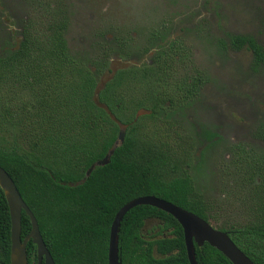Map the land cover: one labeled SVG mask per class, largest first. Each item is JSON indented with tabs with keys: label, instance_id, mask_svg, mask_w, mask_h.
Instances as JSON below:
<instances>
[{
	"label": "trees",
	"instance_id": "obj_1",
	"mask_svg": "<svg viewBox=\"0 0 264 264\" xmlns=\"http://www.w3.org/2000/svg\"><path fill=\"white\" fill-rule=\"evenodd\" d=\"M65 30L51 18L44 34L24 28L19 44H0V167L35 217L54 264H107L114 216L139 197L154 196L209 222L190 176L192 154L181 158L172 121L197 86L211 83L206 73L194 68L197 78H176L180 67H190L180 42L161 46L147 63L112 71L107 55L100 65L73 55ZM214 41L249 53L254 67L264 65V45L250 35L224 32ZM9 81L31 92V101L13 98ZM260 199L254 221L218 229L254 264H264V186ZM148 220L157 221L151 231L158 239H144ZM10 229L0 188V264H10ZM30 230L22 213L21 239ZM118 247L122 264H189L181 226L151 206L124 215ZM26 252L37 263L31 241ZM195 257L197 264H231L206 243L195 245Z\"/></svg>",
	"mask_w": 264,
	"mask_h": 264
},
{
	"label": "rangeland",
	"instance_id": "obj_2",
	"mask_svg": "<svg viewBox=\"0 0 264 264\" xmlns=\"http://www.w3.org/2000/svg\"><path fill=\"white\" fill-rule=\"evenodd\" d=\"M51 7L66 18L69 7L66 40L74 53L96 55L106 38L121 40L118 45L132 60L115 59L113 69L138 62L152 34L171 30L183 40L193 66L214 84L174 119L178 152L194 157L190 176L214 228L254 221L264 186V65L254 67L249 53L221 49L214 38L224 32L250 35L264 45V0H0V44L10 21L19 27L25 21L36 34L47 32ZM6 88L18 101H31L21 85L9 81ZM198 125L219 139L197 137ZM156 225L146 221L143 235L154 234Z\"/></svg>",
	"mask_w": 264,
	"mask_h": 264
},
{
	"label": "water",
	"instance_id": "obj_3",
	"mask_svg": "<svg viewBox=\"0 0 264 264\" xmlns=\"http://www.w3.org/2000/svg\"><path fill=\"white\" fill-rule=\"evenodd\" d=\"M122 139L123 132L121 131L118 141H122ZM107 158L97 165L106 164ZM0 188L4 192L10 214V264H27L26 246L29 241L36 247L37 264H42V262L43 264H54L43 242L35 217L21 198L13 180L2 167H0ZM137 206L154 207L171 215L179 223L183 231L184 246L189 264H197L195 245L202 247L205 243L220 252L231 264H254L233 243L226 232L217 230L197 215L154 196L133 199L115 214L108 236L107 264H122L118 247L120 223L124 215ZM22 213L26 214L31 223V230L23 239H21Z\"/></svg>",
	"mask_w": 264,
	"mask_h": 264
},
{
	"label": "flooded vegetation",
	"instance_id": "obj_4",
	"mask_svg": "<svg viewBox=\"0 0 264 264\" xmlns=\"http://www.w3.org/2000/svg\"><path fill=\"white\" fill-rule=\"evenodd\" d=\"M58 10H59L58 7H51L49 9V12H50V15H51L50 17L53 18V21H57L58 23H61V22H64L65 23L66 30H65V33H64V38H65V41H66V43L68 45V42L66 40V35H67L68 29H69V25H70V16H71L70 9H69V7H66V11H67L68 18H66V15L63 12L58 11ZM3 13L6 16L7 11L6 10H3ZM7 16H9V15H7ZM65 18H66V22H65ZM25 24H26L25 21H22L21 22V27H19L18 21H15V22H11L10 21L8 25L6 24V27H5V29H6V36L4 38V42L5 43L6 42H11L14 45L15 44H19L23 40L24 28L28 25L27 24L25 26ZM47 28H49V25H48ZM161 38H165L166 41L165 42H162L160 40ZM105 42H106L105 43V46L102 48V50L100 51V53L99 54L97 53L96 55L74 53L73 51L70 50L69 45H68V48H69L70 52L73 55H79V56H82V57L83 56H87L90 61H93L95 63H98L99 65L103 63V60L105 58V55H107L106 57H108L109 64H110L109 65V68L112 71H115V70H118V69H123V68H126V67H131V66H139L142 63H147V62H149L152 59V57L156 54V52L160 49L161 46L168 47V45H170L172 42H180L182 45H185V47L187 48L186 44L183 42V40L181 38L171 36V30H169L168 34H167L166 31L161 32V33H155V34H152L151 41L146 46V48H144V50H143V56L141 57L140 60L138 59L139 60L138 62L129 64L127 66H123V67H119V68L113 69V67H112V61L113 60L116 59L118 61L124 62V61L132 60V57L130 55L124 54L123 49H122L123 46H119L118 45L122 41L119 40L117 37H115V36L112 35L111 38H106ZM188 52H189V56L188 57H189V60H190V67L187 66V68H185V70L191 69L192 72L190 71L187 74H189L190 76H193V77L197 78V73L195 71H193V69L195 67L193 66V63L191 62V52H190L189 49H188ZM260 67H262V66H260ZM185 70L182 67H180L177 71L178 72H181L182 75L178 76V72H177L176 75H175L176 78L177 79H183L186 76V74H184V71ZM197 70H199V69H197ZM106 75L107 74H105L103 76V80H106L108 78V75L107 76ZM206 75L209 77L211 83L210 84H207V85H204L203 87L197 86L196 87V91L189 97V99L186 102L183 103V105H181V107L178 110L177 114L172 118V121H174V119L181 112H183L187 107L191 106L194 103V101L197 99V97L201 96L202 92L206 88L211 87L214 84V81L209 76V74L206 73ZM200 126L201 125H198L199 132L197 133V137L198 136H203L204 138H206V141L207 140L208 141L211 140L210 143L215 142L216 139H219L216 136V133L215 132H213L211 130H207L205 127H203L201 129ZM192 157H193V155H192ZM194 165H195V161H194V157H193V166ZM148 221H152V222H156L157 223V221H154V220H148ZM223 232H225V231H223ZM162 236H165V233H163ZM158 238H159V235H158V230L157 229H156V232L154 234H151L148 237L144 236V239L146 241H150V240L158 239ZM30 253H31V251H30ZM153 255H154V257H157L158 256L155 251H153ZM36 258H37V255H36ZM27 264H37V263H35L34 261H28V258H27ZM42 264H43V262H42Z\"/></svg>",
	"mask_w": 264,
	"mask_h": 264
}]
</instances>
